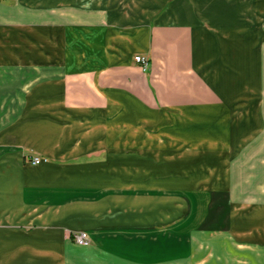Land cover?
I'll list each match as a JSON object with an SVG mask.
<instances>
[{"label": "crops", "instance_id": "1", "mask_svg": "<svg viewBox=\"0 0 264 264\" xmlns=\"http://www.w3.org/2000/svg\"><path fill=\"white\" fill-rule=\"evenodd\" d=\"M171 231L264 264V0H0V264L182 262Z\"/></svg>", "mask_w": 264, "mask_h": 264}, {"label": "rangeland", "instance_id": "2", "mask_svg": "<svg viewBox=\"0 0 264 264\" xmlns=\"http://www.w3.org/2000/svg\"><path fill=\"white\" fill-rule=\"evenodd\" d=\"M256 165L257 164L252 165V166L255 167ZM236 172L239 173V169ZM255 174L256 173H254V176H255ZM168 190L169 191L166 193H167V195L168 194L170 195V199H171V202L169 203V213H165L166 212L165 209L160 207L159 210L153 214L154 218H156V217L165 218L167 214H168L167 216L171 217V216H173L179 212V210H178L179 208L177 206H175L177 204H174L172 201L174 199V195L181 194V192L179 193L177 188H170ZM142 205L146 206L145 204H142ZM158 206H161L158 202H154L152 204L153 209L157 208ZM147 208H149V205L147 206ZM177 235L178 234L173 232V231L170 232V250L171 251L172 250L173 251L174 250L184 251L187 253V256H189V258L187 257L182 262H178V263L175 262V263H171V264H194V261H193L194 259L192 257L193 256L192 255V244H191L192 243V241H191L192 237H186V239H180V238H177L178 237ZM179 240L182 242H178ZM198 264H199V261H198Z\"/></svg>", "mask_w": 264, "mask_h": 264}, {"label": "built area", "instance_id": "3", "mask_svg": "<svg viewBox=\"0 0 264 264\" xmlns=\"http://www.w3.org/2000/svg\"><path fill=\"white\" fill-rule=\"evenodd\" d=\"M134 61L136 63H139L142 68L146 67V61L143 57L136 56L134 58ZM42 161L43 160L40 157H31L28 159V162L32 165H37V164L41 163ZM73 240H74L75 244H77L78 246H83V247L88 246L90 243L89 237H88L86 232L75 233L73 235Z\"/></svg>", "mask_w": 264, "mask_h": 264}]
</instances>
